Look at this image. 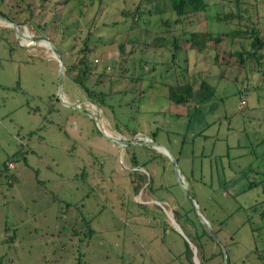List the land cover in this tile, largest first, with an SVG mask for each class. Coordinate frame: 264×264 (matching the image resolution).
<instances>
[{"label":"rangeland","instance_id":"rangeland-1","mask_svg":"<svg viewBox=\"0 0 264 264\" xmlns=\"http://www.w3.org/2000/svg\"><path fill=\"white\" fill-rule=\"evenodd\" d=\"M138 1L0 0L17 25L0 19V264H189L184 240L193 264H225L224 251L226 264H264V62L238 64L226 37L216 46L219 0L176 27L174 61L134 48L119 10ZM223 4L264 37V0ZM82 39L93 97L66 74ZM202 79L215 108L199 116Z\"/></svg>","mask_w":264,"mask_h":264},{"label":"trees","instance_id":"trees-1","mask_svg":"<svg viewBox=\"0 0 264 264\" xmlns=\"http://www.w3.org/2000/svg\"><path fill=\"white\" fill-rule=\"evenodd\" d=\"M68 1L70 0H56L57 3L61 4L67 3ZM83 1H86L89 4V2H91L92 0ZM224 1L225 0H219L220 10H214V16L216 20H222V22L227 25L228 29L225 32L219 33L217 35L215 40L216 46L218 47V42L221 40V38L226 37V39L230 43H232V41H236V43L238 44V48L235 49L234 52H230L235 56V61H237L238 64L245 66L249 61L251 63L254 62L258 65L263 63L264 37L261 35V28L253 23L247 24L243 22L241 19H239L240 15L236 10V12L233 9L225 10L223 4ZM241 2L242 0H235L236 6H239V3ZM98 6L101 7V0H98ZM208 10H213V7H210L206 0H139L133 10L121 9L119 10V13L123 16V21L127 23V27L123 31V33H127L129 35V39L126 41H129V43L133 45L134 48L165 47L172 52L170 58L172 61H174L176 54L181 47V35L176 34V27H180V25L184 23V21L188 17L204 11L208 12ZM0 14L6 16L9 19L7 15L8 13L2 11L1 9ZM123 21H116L115 23L117 24ZM238 39L242 40L238 42ZM87 49L88 46L86 44V39H82V46L80 47L77 58L74 63H70L67 65L66 74L71 75L73 79L77 81V83L81 87L84 88L89 97H93V93L84 82L91 68L96 65L93 59L89 58V56L87 55ZM118 49L121 55H127L129 53L125 52L123 43L118 46ZM215 59H218L217 52L215 54ZM121 70L122 72H124L123 67ZM79 76L82 77L83 80L80 79ZM131 79H133V76L131 77ZM214 97V87L204 79L200 80L198 88L193 93V100L197 103L198 107L197 112H200V114H198L199 116L205 113V110L203 109V106L205 104L211 102V105L208 107V111H212L215 108V104L212 102ZM169 114L171 113L169 112ZM153 136H155V134ZM147 144L145 143L144 146L150 148ZM10 160L11 157H8L7 162H9ZM132 162L133 165H137V160L135 158L132 159ZM144 175V173L137 174V183L135 184V190L138 189L139 184L145 182ZM255 184L256 182L252 181L248 183L247 188H252L253 186H255ZM202 228V232L207 234L213 241H215L213 235L208 232L206 227L204 228L203 223ZM214 229L216 233L219 231V228ZM5 230H8V227L5 226ZM14 237V232H12L10 236H8V238L6 239H3V241H13ZM184 243L185 256L190 262L189 264H193L191 248L188 245V242H186L185 240ZM200 248H203L202 244ZM256 250L259 251L258 249ZM259 253L260 257L264 259V249L260 250ZM215 254L222 256V252L219 249L216 251V253H212L211 257H213Z\"/></svg>","mask_w":264,"mask_h":264},{"label":"water","instance_id":"water-1","mask_svg":"<svg viewBox=\"0 0 264 264\" xmlns=\"http://www.w3.org/2000/svg\"><path fill=\"white\" fill-rule=\"evenodd\" d=\"M0 19L3 20V21H5V22H7L9 25L13 26L14 28H17V25H16L14 22H12L10 19H8V18H6V17H4V16H0ZM30 38H31L33 41H39V42H41V41H45L48 45H50L51 48H52V49L54 50V52L56 53V55L58 56V59L60 60V62H61V64H62V60H61L60 53H59V51L57 50V48L55 47V45H54L50 40H48V39H47L46 37H44V36H33V37H30ZM150 142H151L152 144H154V146H155L156 148L162 150L164 153L169 154V155L171 156L170 152L167 150V148H166L165 146H163V144H159V143H156V142H154V141H149V142H147V143H150ZM176 174H177V172H176ZM177 180H178L179 185H180L181 188L183 189L184 193L186 194V196H188L187 193H186L185 186L183 185V182H182V180L180 179L179 175H177ZM200 213H201V211H200ZM199 218H200V220H201L203 223H205V224L207 225L208 229L211 231V233H212V235L214 236V238H216V240L219 241V240H218V237H217V234H216V232H215V230H214V228L212 227L211 224H209V222H208L207 219L202 215V213L199 214ZM223 256H224V262H225V264H226V260H227V259H226L225 251H224V253H223Z\"/></svg>","mask_w":264,"mask_h":264},{"label":"built area","instance_id":"built-area-1","mask_svg":"<svg viewBox=\"0 0 264 264\" xmlns=\"http://www.w3.org/2000/svg\"><path fill=\"white\" fill-rule=\"evenodd\" d=\"M7 164H8L9 166H12V165H13V163H12V162H7Z\"/></svg>","mask_w":264,"mask_h":264},{"label":"bare ground","instance_id":"bare-ground-1","mask_svg":"<svg viewBox=\"0 0 264 264\" xmlns=\"http://www.w3.org/2000/svg\"><path fill=\"white\" fill-rule=\"evenodd\" d=\"M45 42V41H44ZM46 43V42H45ZM80 108V107H79ZM82 108V107H81ZM85 108V107H84ZM102 115V114H101ZM111 128V127H110Z\"/></svg>","mask_w":264,"mask_h":264}]
</instances>
